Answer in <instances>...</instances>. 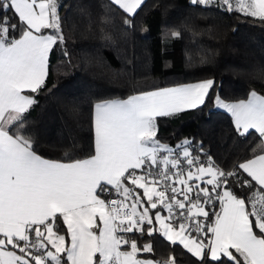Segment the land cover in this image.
Returning <instances> with one entry per match:
<instances>
[{
	"label": "snow or ice",
	"instance_id": "snow-or-ice-1",
	"mask_svg": "<svg viewBox=\"0 0 264 264\" xmlns=\"http://www.w3.org/2000/svg\"><path fill=\"white\" fill-rule=\"evenodd\" d=\"M110 2L131 25L144 0ZM190 2L264 23V0ZM58 7L0 0V264H178L175 255L140 258L152 244L128 235L157 231L197 264H264V154L222 168L194 155L188 139L175 147L158 139V118L201 109L212 79L95 102L87 157L38 154L25 114L46 86L50 53L65 41ZM215 103L237 133L259 134L264 153V95L253 90L234 103L217 95Z\"/></svg>",
	"mask_w": 264,
	"mask_h": 264
},
{
	"label": "trees",
	"instance_id": "trees-1",
	"mask_svg": "<svg viewBox=\"0 0 264 264\" xmlns=\"http://www.w3.org/2000/svg\"><path fill=\"white\" fill-rule=\"evenodd\" d=\"M58 6L65 41L50 53L46 86L32 94L37 103L25 114L38 154L61 161L66 152L87 157L91 107L98 100L200 79L214 81L211 98L178 118H158V139L171 147L188 139L194 155L207 153L222 168L261 151L259 136L237 133L230 114L213 102L217 95L242 100L250 90L264 95V23L190 0H144L131 25L110 0H58ZM173 31L181 36L172 37ZM128 235L141 247L152 244L153 253L138 254L142 259L175 255L178 264H197L180 246L173 252L158 231L151 238Z\"/></svg>",
	"mask_w": 264,
	"mask_h": 264
},
{
	"label": "crops",
	"instance_id": "crops-1",
	"mask_svg": "<svg viewBox=\"0 0 264 264\" xmlns=\"http://www.w3.org/2000/svg\"><path fill=\"white\" fill-rule=\"evenodd\" d=\"M203 80H206V79H200V80H195V81H190V82H185V83H180V84H174V85H170V86H165V87H173V86H177V85H183V84H189V83H196V82H199V81H203ZM160 88H162V87H160ZM155 89H158V88H155ZM155 89H151V90H155ZM151 90H147V91H151ZM251 91H253V90H250V91H248V93L246 94V96L243 98V99H247L248 98V95H249V93L251 92ZM140 92H138V93H133V94H130V95H128V96H126L125 98H122V99H127L129 96H131V95H136V94H139ZM259 94V93H258ZM103 100H106V99H103ZM98 101H100V100H98ZM98 101H96V102H98ZM224 101V100H223ZM239 101V100H238ZM238 101H224V102H226V103H234V102H238ZM95 103V102H94ZM94 103L92 104V107H91V128H92V142L94 143V126H93V114H94V108H93V105H94ZM219 109V108H218ZM222 110H224V111H226L225 109H222ZM227 112V111H226ZM230 114V113H229ZM230 118H231V122H232V124H233V126L235 127V125H234V123H233V120H232V117H231V114H230ZM250 131H253V132H255V130H250ZM258 136H259V134L257 133V132H255ZM259 139H260V141H261V138H260V136H259ZM255 154H264V153H262L261 151H258V152H256ZM254 154V155H255ZM253 156V155H252ZM251 157V156H250ZM249 157V158H250ZM248 159V158H247ZM141 192H142V190H141ZM162 214H166V213H162ZM157 227V229H158V225L156 226ZM144 259H147V258H144ZM154 261V260H153Z\"/></svg>",
	"mask_w": 264,
	"mask_h": 264
},
{
	"label": "rangeland",
	"instance_id": "rangeland-1",
	"mask_svg": "<svg viewBox=\"0 0 264 264\" xmlns=\"http://www.w3.org/2000/svg\"><path fill=\"white\" fill-rule=\"evenodd\" d=\"M213 104H214V107L219 108V109H223V108H220V107H218V106L216 105L215 100H214Z\"/></svg>",
	"mask_w": 264,
	"mask_h": 264
},
{
	"label": "built area",
	"instance_id": "built-area-1",
	"mask_svg": "<svg viewBox=\"0 0 264 264\" xmlns=\"http://www.w3.org/2000/svg\"><path fill=\"white\" fill-rule=\"evenodd\" d=\"M201 160L206 162L207 157H201Z\"/></svg>",
	"mask_w": 264,
	"mask_h": 264
}]
</instances>
